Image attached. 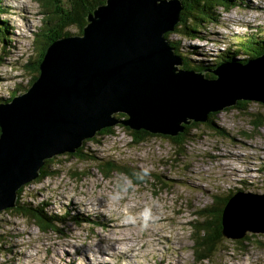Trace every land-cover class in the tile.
<instances>
[{"label": "rangeland", "instance_id": "374dc122", "mask_svg": "<svg viewBox=\"0 0 264 264\" xmlns=\"http://www.w3.org/2000/svg\"><path fill=\"white\" fill-rule=\"evenodd\" d=\"M235 2L238 5L220 13L198 37L171 31L173 45L181 44L185 54L191 52L187 60L191 65L199 63V56L215 59L239 42L264 37V0ZM62 5L56 7L58 12H50L55 19L68 16ZM21 6H27L30 19L17 17L27 11ZM40 8L35 0H0V101L28 87L32 72L26 64L36 59L47 37L65 34L53 33L56 23L44 25L47 19ZM20 24L24 28H18ZM60 31L70 35L79 29L68 25ZM233 105L208 114L220 131L209 123L191 129L180 154L163 135L133 142L129 129L118 123L111 134H95L86 141L83 151L93 158L82 157L85 153L54 155L49 161L53 175L26 183L20 199L38 208L48 203V213L65 218L42 231L29 217L1 211L0 244L5 247L0 264H264V232L253 229L245 237L230 239L221 219L208 259L197 262L192 251L193 232L187 222L196 219V210L205 207L203 215L221 217L223 206H209L215 196L264 192V125L251 124L252 119L264 123V104ZM105 161L114 162L119 170L113 171ZM102 255L98 262L96 257Z\"/></svg>", "mask_w": 264, "mask_h": 264}, {"label": "water", "instance_id": "95a60500", "mask_svg": "<svg viewBox=\"0 0 264 264\" xmlns=\"http://www.w3.org/2000/svg\"><path fill=\"white\" fill-rule=\"evenodd\" d=\"M180 1L105 0L88 12L81 33L50 41L35 79L0 101V211L15 206L17 190L39 175L45 159L76 151L103 127L122 123L173 137L239 100L264 104L258 48L245 60L184 67L169 40L188 18L179 16ZM223 210L228 238L264 232V192H235Z\"/></svg>", "mask_w": 264, "mask_h": 264}, {"label": "trees", "instance_id": "16d2710c", "mask_svg": "<svg viewBox=\"0 0 264 264\" xmlns=\"http://www.w3.org/2000/svg\"><path fill=\"white\" fill-rule=\"evenodd\" d=\"M38 5H40L42 8H40L41 13L44 17H46L43 20L45 26H50L51 24L56 23V28L54 29V32H59V34H67V32H61L60 29L68 26V25H74L79 29L78 33H81L83 27L86 25L85 23V14L87 12L92 13V9L100 4L104 3L105 0H35ZM183 4V10L182 12H179V16H188L186 21L181 22L183 24V28H178L179 23L174 28V31H178L179 33H185L189 34L192 37H198V33L203 30L208 24L216 23L218 21L219 12L216 10L218 8H222L226 11H229L231 7H234L238 5L235 0H181ZM63 2L62 8L68 11V16L62 17L60 19H55L53 16L50 15V12H56L57 6H60ZM53 7V8H52ZM60 8V7H59ZM58 12V11H57ZM47 14V15H46ZM49 18V19H48ZM185 20V19H184ZM56 21V22H55ZM209 22V23H208ZM52 33V34H53ZM63 34V35H65ZM68 35V34H67ZM49 35L47 37L46 42H44L42 51L36 56V59L33 61H29L26 65L29 66V70L32 72L31 79H35L36 75L38 74V63L41 60V57L44 53V50L46 49L47 45L52 41L54 38H57L59 36H52ZM259 36V35H258ZM264 36V35H263ZM171 44L173 45V41L170 40ZM238 43V42H237ZM254 44V45H252ZM174 46V45H173ZM191 47V46H189ZM175 52L180 54L184 59V67L186 68H194L196 70L198 69H209L215 66L216 64L220 63L222 60H229L232 58H238L239 60H245L252 55V52L255 49H260L261 51H264V37L260 38H252L251 40H247L245 42H239L238 45L232 49V50H224L220 51L216 55L215 59H207L206 57L199 56L196 58L197 61H199L198 64L191 65L187 60H189V55L191 52H189V49L186 51L187 54L181 52L183 49V46L181 44H177L174 46ZM251 49V50H249ZM205 76L211 77V74L209 72H205ZM2 78V77H1ZM29 80V84L32 80ZM27 88V86H22L21 90H14L12 93H10L9 98L4 100L8 101L10 100L15 94H18V92H22ZM247 100H240L233 106H238V104L246 103ZM212 114H215L214 112ZM211 114V115H212ZM117 117L119 118H125V115L122 113H117ZM260 119H252L251 124L254 127H259L264 125L263 122L259 121ZM209 123L210 127L214 131H220L222 128L215 126L212 119H209L207 122ZM122 126H124L122 123H120ZM196 125H199L198 122H192L189 125H185L184 130L182 132H179L176 136H166L167 139L171 142V144L177 148L178 150H175V154H180V149L184 142L186 141L187 137L189 136V132L191 129H193ZM125 129H129V134L131 136V140L133 142H138V139L147 136H154L153 134L149 132H145L142 129L140 130H133L130 129L129 126H125ZM113 132L112 126L104 127L103 129H100L96 132V134L104 135L106 133L111 134ZM146 135V136H145ZM158 135V134H156ZM88 139H94V136ZM88 139L83 140V143L80 147L76 149L74 152H66L68 155L77 156L81 153H85L84 147L85 143ZM65 153V154H66ZM90 153H85L82 157H85L86 159L93 158L92 156L88 155ZM93 155V154H91ZM94 156V155H93ZM96 158V157H94ZM51 158L45 159L44 164L41 166L40 174L37 176L34 180H41L49 175H53L55 172V169H52L49 161ZM103 164H108V166L113 169V171L119 170V166L116 165L114 162L105 161L102 162ZM98 166H100V162L98 163ZM264 170V165H262ZM103 168V166H101ZM111 171L110 173H112ZM76 175H81L80 173H75ZM129 176H132L131 173L128 174ZM136 180V179H135ZM24 185L17 190V198H16V205L14 208L11 209H5L4 212H11L15 213V211L24 216L29 217L31 220L36 222L39 229L42 231H45L46 229H49L51 226H56L58 224V220L61 218H65L64 216L60 215L58 217L56 214L48 213L45 210V203H40L41 206L38 208L36 205H31L30 202H24L20 199L21 192L23 190ZM232 193H228L226 196H215V198H212V202L209 206H214L216 204H219V209L226 204L229 196H231ZM208 206V207H209ZM12 210V211H10ZM206 211V208L198 209L194 212L196 219H190L187 223L192 229V251L194 254V260L199 262L204 259H208V257L211 254V251L216 247V242L218 240V233H220L221 224H219V219H221L219 214L209 216L207 213L206 215H203V212ZM198 213V214H197ZM66 216V215H65ZM76 216H73L72 219H76ZM79 222H81V219H78ZM85 221V220H82ZM86 221H89L86 219ZM92 223V222H91ZM203 233V234H201ZM245 237V236H244ZM11 240V238H10ZM3 248L0 246V250Z\"/></svg>", "mask_w": 264, "mask_h": 264}, {"label": "bare ground", "instance_id": "6f19581e", "mask_svg": "<svg viewBox=\"0 0 264 264\" xmlns=\"http://www.w3.org/2000/svg\"><path fill=\"white\" fill-rule=\"evenodd\" d=\"M181 2V6H183V4H182V1H180ZM24 10H27V6L25 7V6H21ZM16 8V7H15ZM9 9H10V11H12V12H15L14 11V9H13V6H10L9 7ZM217 12H219V13H223V12H227L226 10H224V9H222V8H218L217 10H216ZM25 12V14H24V17H25V19H30V15H29V13H28V10L27 11H23L22 10V12L21 13H19V15L20 14H23ZM23 26H21V24L19 25V27L18 28H22ZM24 28V27H23ZM21 34V33H20ZM2 77V76H1ZM3 78V77H2ZM258 155V154H257ZM262 163H263V161H262ZM260 191V190H259ZM264 191V190H263ZM16 194H17V192H16ZM68 200V199H67ZM47 205H48V203H46ZM46 204L44 205V207H46ZM68 204V203H67ZM70 204V203H69ZM75 207H76V205H75ZM102 224H106V225H108L107 223H105L104 221H102ZM159 237V236H158ZM122 250H120V251H127L128 253H130V250H132V248H121ZM105 255V254H104ZM104 255H102L100 258H98V257H96V260L98 261V262H102V260H103V258L105 257ZM85 256V255H84Z\"/></svg>", "mask_w": 264, "mask_h": 264}, {"label": "clouds", "instance_id": "9594fccd", "mask_svg": "<svg viewBox=\"0 0 264 264\" xmlns=\"http://www.w3.org/2000/svg\"><path fill=\"white\" fill-rule=\"evenodd\" d=\"M21 15V14H20ZM20 19H24V16L23 15H21L20 17H19ZM217 114V113H216ZM63 154H65V153H63ZM54 157V156H53ZM53 157H51V158H53ZM41 169V168H40ZM40 169H39V174H40ZM39 176V175H38ZM17 198V197H16ZM16 198H15V205H16ZM15 207V206H14ZM14 207H10V208H6V209H11V208H14ZM3 210H5V209H3ZM3 210H1V211H3ZM0 211V212H1ZM20 215V214H19ZM144 215H145V218H147V215H148V210L147 209H145V212H144ZM22 216V215H21ZM39 228V227H38ZM0 235H2L1 233H0ZM1 242V241H0ZM1 245H3V244H0V246ZM4 247L5 246H2V248L4 249ZM3 249L2 250H0V253L3 251Z\"/></svg>", "mask_w": 264, "mask_h": 264}]
</instances>
